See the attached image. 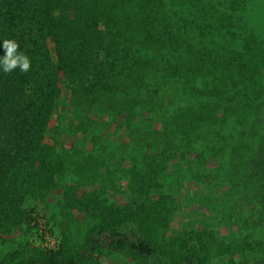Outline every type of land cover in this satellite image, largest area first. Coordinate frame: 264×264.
I'll return each instance as SVG.
<instances>
[{"label":"trees","instance_id":"16d2710c","mask_svg":"<svg viewBox=\"0 0 264 264\" xmlns=\"http://www.w3.org/2000/svg\"><path fill=\"white\" fill-rule=\"evenodd\" d=\"M251 2L0 0V44L15 39L31 59L27 73L0 71V237L30 224L25 202L57 190L66 173L58 143L49 138L66 89L78 107L100 105L125 114L130 124L141 121L155 88L176 83V97L187 104L164 117L160 128L141 132L140 153L132 156L129 181L138 207L104 205L92 195L78 200L71 191L67 205L81 212L88 202L98 203L102 225L92 249L150 264H203L201 252H251L246 239L224 241L210 231L200 233L199 245L190 232L165 250L147 233L149 227L169 229L174 212L168 197H153L160 176L175 161L197 155L198 147L223 165L250 209L264 214V36L249 22ZM93 126L79 127L87 133ZM66 247L20 264H83L86 257Z\"/></svg>","mask_w":264,"mask_h":264},{"label":"rangeland","instance_id":"374dc122","mask_svg":"<svg viewBox=\"0 0 264 264\" xmlns=\"http://www.w3.org/2000/svg\"><path fill=\"white\" fill-rule=\"evenodd\" d=\"M249 22L264 36V0H252ZM48 46L55 57L51 39ZM178 87L181 85L162 83L155 88L152 101L148 99L141 109V121L136 118L130 124L125 114L120 118L100 105L78 107L66 89L49 136L51 142L58 143L67 164L66 173L58 178L57 190L38 192L25 202L23 211L32 216L30 224L25 222L0 237V264H20L64 246L84 255L83 264H150L134 256L92 249L98 239L94 232L102 225V217L95 209L98 203L88 202L80 212L68 207L65 196L71 191L78 200L92 195L104 205L138 207L141 200L132 193L129 181L132 156L140 153L137 145L141 132L160 128L164 117L187 104L186 97L183 103L176 97L181 93ZM89 121L94 126L83 133L79 126ZM197 152L198 157L194 152L185 160H177L160 176L161 188L153 192V197H168L174 212L169 229L149 227L147 233L158 236L165 250L174 238L190 232H196L198 245L203 231L213 232L224 241L246 239L253 245L248 254L215 257L201 252L203 264H264V214L250 209L244 195L232 189L219 161L210 160L199 147Z\"/></svg>","mask_w":264,"mask_h":264},{"label":"clouds","instance_id":"9594fccd","mask_svg":"<svg viewBox=\"0 0 264 264\" xmlns=\"http://www.w3.org/2000/svg\"><path fill=\"white\" fill-rule=\"evenodd\" d=\"M3 55H0V71L11 74L16 70L27 73L31 69V59L21 50L20 44L15 39H4L0 44Z\"/></svg>","mask_w":264,"mask_h":264}]
</instances>
